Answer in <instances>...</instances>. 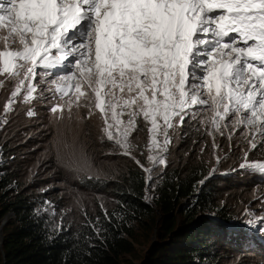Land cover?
<instances>
[{
  "label": "snow or ice",
  "instance_id": "6c2138e0",
  "mask_svg": "<svg viewBox=\"0 0 264 264\" xmlns=\"http://www.w3.org/2000/svg\"><path fill=\"white\" fill-rule=\"evenodd\" d=\"M0 77V89L12 84L0 126L18 99L41 100L58 125L94 118L99 142L135 160L131 136L142 121L150 166L135 162L150 186L188 121L214 155L217 135L231 141L239 132L247 143L239 168L264 176V158L248 160L253 151L264 157V0H0ZM67 134L54 129L69 150L58 158L70 171L89 169ZM245 223L264 232V216ZM88 226L97 237L104 231L99 217Z\"/></svg>",
  "mask_w": 264,
  "mask_h": 264
},
{
  "label": "trees",
  "instance_id": "16d2710c",
  "mask_svg": "<svg viewBox=\"0 0 264 264\" xmlns=\"http://www.w3.org/2000/svg\"><path fill=\"white\" fill-rule=\"evenodd\" d=\"M8 148L3 145L2 153ZM7 159L0 164V223L8 216L2 226L0 264H229L225 261L235 253L249 257L259 250L263 252L258 258H264V242L253 238L254 246L247 247L250 230L221 202L223 184L234 188L241 181L231 174H208L201 161L184 173H166L152 203L145 201L146 175L136 164L117 181L80 178L92 188L112 192L115 204L107 208L109 221L103 210L91 219H67L59 211L50 215L52 202L48 212L37 215L45 202L57 201L56 194L26 186L21 165ZM257 178L254 175L249 184L260 183ZM144 216L159 225V238L135 263L125 254L134 252L130 236H135V223ZM97 217L104 229L100 237L88 226Z\"/></svg>",
  "mask_w": 264,
  "mask_h": 264
},
{
  "label": "rangeland",
  "instance_id": "374dc122",
  "mask_svg": "<svg viewBox=\"0 0 264 264\" xmlns=\"http://www.w3.org/2000/svg\"><path fill=\"white\" fill-rule=\"evenodd\" d=\"M53 71L65 74L67 68ZM11 90V83H7L6 88L0 89V112L8 100ZM29 108H32L35 113L32 117L26 115ZM75 111L73 109L74 113ZM78 115L83 117L85 110L81 109ZM95 123L93 118L90 121L82 120L79 123L75 120H65L58 125L45 102L36 100L31 105H25L20 103L18 99L14 105V110L7 115V123L0 126V164H3V160L4 163H7L9 161L7 157L14 158L9 163L21 165L23 171L21 177L26 186L38 192L52 190L56 194L54 198H57L56 202L50 199L49 203L55 204L54 207L50 208L52 212L59 211L64 216L66 215L67 219H91L99 210H102L101 205L104 209L113 206L115 198L112 192L105 188L102 190L92 188L91 185L88 186L83 183L80 178L98 176L100 179L117 181L122 178L129 167L136 164L135 160H139L145 167L150 166L146 159L149 154L147 150L149 135L147 130L142 128V121H137L141 128L132 133L131 136L132 143L136 145L133 149L135 160L118 154L110 143L99 142L97 139L99 132ZM58 127L61 131L68 129L69 144L72 143L73 138H76V147L82 149L88 157L91 165L89 169L79 172L70 171L64 166V160L58 158V149L64 157L69 151L63 147L62 143H56L60 137L54 139V129ZM216 143L220 147L214 155L211 139L198 134L192 127L191 121L177 128L172 135L169 151L166 154L167 166H161L154 171V176L156 172H159L160 175L158 179H155L154 186L147 185L146 195L153 196L154 190L161 184L166 173L177 172L178 170L184 173L189 167L201 161L203 162L202 165L207 167L208 174H231L233 179L241 181L240 185L234 188H230L231 183L223 184L226 189H223L221 194V202L229 206L237 218H243L244 227L250 230L251 234L246 239L247 247L254 246L253 238L263 244L264 232L258 230L259 225L248 226L245 222L264 216V176L255 175L258 180L261 179V182L250 185L249 182L253 183L254 175L239 168L243 162L242 148H247V143L239 132L233 136L231 141L217 135ZM3 145L9 147L4 153L1 150ZM202 148L203 151H201ZM215 156L221 158L219 163H217ZM261 158L264 157L256 151L250 152L248 155L249 161ZM150 202L152 203V200ZM135 224L136 234L134 237L130 236L134 243V252L126 253L125 257L138 263L153 242L158 240L157 228L159 225L152 224L148 216H144ZM260 251H253L249 257H242L240 253L233 252L235 254L225 262L229 264H241L243 262L245 264H264V258H258L263 252ZM247 259L250 260L247 262Z\"/></svg>",
  "mask_w": 264,
  "mask_h": 264
},
{
  "label": "water",
  "instance_id": "95a60500",
  "mask_svg": "<svg viewBox=\"0 0 264 264\" xmlns=\"http://www.w3.org/2000/svg\"><path fill=\"white\" fill-rule=\"evenodd\" d=\"M8 216L4 217L0 223V242L2 243L3 241V236H2V226L7 222Z\"/></svg>",
  "mask_w": 264,
  "mask_h": 264
}]
</instances>
